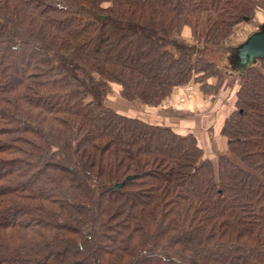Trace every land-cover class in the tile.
<instances>
[{
  "label": "trees",
  "instance_id": "trees-1",
  "mask_svg": "<svg viewBox=\"0 0 264 264\" xmlns=\"http://www.w3.org/2000/svg\"><path fill=\"white\" fill-rule=\"evenodd\" d=\"M260 14L264 0H0V264H264V59L236 82L207 58L245 47ZM188 84V104L234 97L212 159L195 133L111 105L154 110Z\"/></svg>",
  "mask_w": 264,
  "mask_h": 264
},
{
  "label": "crops",
  "instance_id": "crops-1",
  "mask_svg": "<svg viewBox=\"0 0 264 264\" xmlns=\"http://www.w3.org/2000/svg\"><path fill=\"white\" fill-rule=\"evenodd\" d=\"M260 17L264 19V14H260ZM264 21V20H263ZM254 30H258V28H262L264 24H262L261 20H258L254 22L253 24ZM222 45V44H221ZM237 51V50H236ZM236 53V52H235ZM240 59V58H239ZM236 66L239 67V74L240 72L244 71L245 66L243 63L240 62ZM178 90L175 89V100L171 101L169 104H164L160 109H156L155 111L159 113L154 118L155 120H158V122H151L153 125H159L161 127H173V128H178L180 131H188V132H193L197 135V138L200 141V144L205 148L206 156L209 158H214L216 157V154L218 153H224L226 149L228 148L226 141L224 140L221 130H219L221 124L226 120L228 117L229 113L231 112L232 105H233V99L231 101L223 102L221 100V95L217 96H210L208 101H204L201 98H198L196 103H191L192 105L189 107L184 108L183 110L180 108H176L178 106L177 104V97ZM197 98V96H196ZM123 101V100H122ZM121 100H119L117 97L113 98V101L111 103L112 107L115 106L119 111H125L127 115L137 117L138 119H143L142 117L139 118L136 115V110H143L145 113L146 108L140 109V106H138L135 103H124ZM169 101V102H170ZM201 103V105L198 107V104ZM210 104H212V107H210ZM176 105V106H175ZM210 108V110L208 109ZM178 111V114H182L181 116H186L187 118H184V120L181 119H172V122H174L173 125L169 126L170 124L169 121L171 118L169 117L170 115L173 114V110ZM172 112V113H171ZM145 121H148L147 119H143ZM150 122V121H148ZM184 122L185 125H182ZM179 125V126H178ZM169 126V127H168ZM178 126V127H177ZM214 129V131H213Z\"/></svg>",
  "mask_w": 264,
  "mask_h": 264
},
{
  "label": "rangeland",
  "instance_id": "rangeland-1",
  "mask_svg": "<svg viewBox=\"0 0 264 264\" xmlns=\"http://www.w3.org/2000/svg\"><path fill=\"white\" fill-rule=\"evenodd\" d=\"M256 31H258V33H262L263 31H262V28L260 27V28H258V30H257V28H256ZM195 44V43H194ZM194 44H193V42L191 41V40H189V41H187L186 42V45L187 46H185V48L187 49V53L189 54V57H190V59L193 61L194 60V51H195V48H194ZM244 48V47H243ZM243 48H237L236 50L237 51H234V52H236V53H233V54H229L230 52H228V50H227V47H226V45L224 44V43H222V45H216L215 47H213L212 49H210V51H209V53H208V60H211V61H215L216 62V67L217 68H220V70H221V72H222V74L223 75H225L226 76V78L228 77V79L230 80V81H232L235 77H233V75L235 74V75H237V72H239V67L238 66H236L238 63L240 64V62L241 63H243V65L245 66V68H249V67H251V66H253V65H256V66H258V64H260L259 63V61L258 60H251L250 59V61H247V62H245L244 60H242V58H240V56H239V52H240V50H242ZM226 50V51H225ZM240 58V59H239ZM232 77V78H230V77ZM240 78L241 77H239V75H237V77L235 78L236 79V82L238 81H240ZM225 83H226V80H225V82H224V85H225ZM232 93H235L234 91L232 92ZM232 97H233V95H232ZM232 99V98H231ZM191 100H193V99H189L186 103H182L183 105H178L176 108H180V109H184V108H186V107H189V106H191L192 104L191 103H189L188 104V102L189 101H191ZM208 101V100H207ZM169 103H171V101L169 102ZM168 103V104H169ZM201 105V103L200 104H198V107ZM167 106V105H166ZM176 106V105H175ZM113 107H115V106H113ZM162 106H159V107H156L154 110H152V109H150V108H148L147 110H145V113H144V111L143 110H136V115L139 117V118H143V119H147L148 121H150V122H153V123H155V122H158V120H155L154 121V118L157 116V115H159V113L158 112H156L155 110L157 109H160ZM210 107H212V104H210ZM142 108V107H141ZM140 108V109H141ZM143 109V108H142ZM209 110H210V108H208ZM174 112H173V114L172 115H170L169 117L171 118V120L169 121V123L168 124H170L169 126H171V125H173L174 124V122H172V119H178V120H180L181 121V119L182 120H184L185 121V119L184 118H187L186 116H181L182 114H178L177 112L178 111H175V109L173 110ZM123 112L124 113H126L124 110H123ZM172 113V112H171ZM182 125H185L184 124V122L182 123ZM168 126V127H169ZM179 126V125H178ZM177 126V127H178ZM170 128H173L172 126L170 127ZM178 129V128H177ZM207 261H209V260H207Z\"/></svg>",
  "mask_w": 264,
  "mask_h": 264
},
{
  "label": "water",
  "instance_id": "water-1",
  "mask_svg": "<svg viewBox=\"0 0 264 264\" xmlns=\"http://www.w3.org/2000/svg\"><path fill=\"white\" fill-rule=\"evenodd\" d=\"M262 31V33H255L254 35L250 36L248 42H246V44L244 45L245 47L240 50L239 56L245 62L250 61V59H264V26ZM131 179H133V177H130L127 182H130ZM125 183L126 182L117 184L115 190L119 191V189L125 186Z\"/></svg>",
  "mask_w": 264,
  "mask_h": 264
},
{
  "label": "built area",
  "instance_id": "built-area-1",
  "mask_svg": "<svg viewBox=\"0 0 264 264\" xmlns=\"http://www.w3.org/2000/svg\"><path fill=\"white\" fill-rule=\"evenodd\" d=\"M176 90H178V100L177 104L183 105L186 103L189 99H192L193 94L195 92L193 88V84H188L182 88L177 87ZM183 103V104H182Z\"/></svg>",
  "mask_w": 264,
  "mask_h": 264
}]
</instances>
